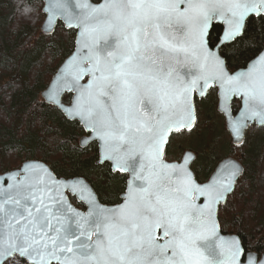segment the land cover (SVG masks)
Returning <instances> with one entry per match:
<instances>
[{
	"label": "snow or ice",
	"instance_id": "obj_1",
	"mask_svg": "<svg viewBox=\"0 0 264 264\" xmlns=\"http://www.w3.org/2000/svg\"><path fill=\"white\" fill-rule=\"evenodd\" d=\"M77 7L74 13L66 0H47L43 8L48 24L61 16L68 27L78 26L87 49L57 81L67 87L64 76L72 75L75 87L68 90L78 95L69 113L102 142L103 159L133 179L117 208L104 209L89 194L88 216L67 203L63 182L47 169L25 165L8 175L7 187L0 179V264L17 256L27 264H240L238 243L224 255L207 242L217 232L218 206L234 192L239 165L228 161L202 185L182 165L165 163L163 151L169 133L195 123L198 86L201 96L219 83L226 97L243 98L241 117L232 122L238 142L247 122L264 125V52L247 71L230 74L206 46L214 20L228 25L220 45L232 43L249 15H264V0H104L96 6L81 0ZM85 75L91 79L79 84ZM60 91L54 83L47 99L59 103ZM248 264H255L252 257Z\"/></svg>",
	"mask_w": 264,
	"mask_h": 264
},
{
	"label": "trees",
	"instance_id": "obj_2",
	"mask_svg": "<svg viewBox=\"0 0 264 264\" xmlns=\"http://www.w3.org/2000/svg\"><path fill=\"white\" fill-rule=\"evenodd\" d=\"M95 1V0H91ZM31 8L25 14L23 7ZM40 0H0V173L19 167L25 160L45 163L57 178L83 177L101 203L118 201L124 174L112 173L108 163L98 164L94 143L79 147L84 134L76 121L67 120L47 105L40 93L57 66L72 51L74 30L58 23L52 35H44ZM264 16L249 17L243 34L223 45L220 53L230 71L242 68L262 49ZM220 26L213 24L208 36L216 44ZM196 125L190 132L172 134L170 153L184 149L197 154V170L232 150L223 119L214 111H196ZM244 173L225 205L218 209L222 233L237 235L245 251H264V129L253 128L242 146ZM70 201L82 208L73 197ZM7 264H27L15 258Z\"/></svg>",
	"mask_w": 264,
	"mask_h": 264
},
{
	"label": "water",
	"instance_id": "obj_3",
	"mask_svg": "<svg viewBox=\"0 0 264 264\" xmlns=\"http://www.w3.org/2000/svg\"><path fill=\"white\" fill-rule=\"evenodd\" d=\"M40 1L43 3L42 8H41V12L44 15V19H43V22L41 24L40 30H41V32L44 35H47V36L52 35L53 32H54V30H55L56 25L59 22L63 24V26H64L65 29H67V30H74L75 31L74 46H73V49H72L71 53L66 58H64L63 61L58 65V67L56 68L54 74L52 75V77H51L48 85L40 93L41 98L43 99V101L46 104L51 105V106L57 108L61 112V114L67 120H69V121H76L82 127L83 131L86 134H88V135L87 136H83V137H81L79 139V141H78L79 147L82 148V147H85L86 145H88V144H90L92 142H95L96 145H97V149H98V160H97V163L98 164H103V163L107 162L109 164V166H110V170H111L112 173H120V174L127 175L126 184H125V188H124L123 193L120 195L121 202L118 203V204H115V205H106V204H102L99 201V199L97 197V194L95 193L94 189L91 187V185L89 184V182H87L83 177H73V178H62L61 177V178H57L56 175L52 172V170L45 163H43L41 161H38V160H26V161H24L20 165L19 168L15 169V170H12V171H8V172H5V173L0 174V179H2V181H3V186L4 187H7L8 183L10 182L9 179H8V175L9 174H12V173L16 172L17 170L22 169L25 165H31V166L36 167L37 169H41V168L47 169L48 173L50 174V176H51V178L53 180L59 181V182H63L60 185V187L63 189V195L66 197L67 203L70 204L71 207L75 211L79 212L83 216H88V213L90 211V204L88 203L89 194H91V197L94 198L95 202L99 206H101L102 208H104V209H114V208H117V207L123 205L124 202H125V196L128 193V191H129V182L132 181V179H133L132 173L130 171H121L119 169H115L114 168L113 161H111V160H104L103 159V146H102V142L98 138L95 137V134L90 129H86L85 128L83 122L79 119V117H74V116H72L69 113L68 110H70L73 107L74 102H75V98L78 95V93L75 90H71V91L68 90V88H73L74 89V87H75V85L73 84V77H72V75L71 74H67V75L64 76V80H66L68 82L67 87L64 86V82L63 81H57V77L60 76L64 72V69L68 66L69 62L71 61V59L74 56H76L78 53L79 54H86L87 53V49L83 47V38L80 36L81 29L78 26H75V25L72 26V27H68L66 20L63 17H61V16H58L51 24H48L47 23V14L43 11V8H44L45 4L47 3V0H40ZM80 2H81V0H66L67 6L74 13L80 11V9L77 7V4L80 3ZM87 2L89 4H91V5L96 6V5L102 4L104 2V0H100L98 3H94L91 0H87ZM181 7H183V5H181ZM261 16H264V15H261ZM249 17H257V15L251 14V15H249ZM249 17H247L246 20ZM213 24H216V25H220L221 26V33H220V36L218 38V41H217L216 45L213 48H211L209 46V43H208V36H209L210 30H211V27H212ZM227 27H228V25L224 22V20H222V19H216V20H214L212 22V24L209 27V29L207 31V34H206V46H207V48H209L213 52H215L223 61H224V59L219 54V49L223 46V45H220V40H221V37L223 36L225 30L227 29ZM218 45H220V46L218 47ZM225 45H227V44H225ZM261 52H264V42H263V47H262L261 51L254 58H252L250 61H248V63L245 65V67L239 68L237 70H234L233 72H229L228 69H227V67H226L225 61H224V66H225L226 70L230 74H235V73L240 72V71H247L248 68H249V66H250V64L255 60V58ZM84 66L87 67L88 65L85 64ZM184 71H185L184 68H181L180 69L181 76L184 75ZM90 79H91L90 76L85 75V76H83V78L78 83L81 84V85L87 84V82ZM54 83H55V86L56 87L62 89V91H60V93H59V96L57 97L59 103H56V102H53V101L47 99L48 93L53 88ZM202 84H203V82L201 81L200 82V85H202ZM212 88H215L216 89V94H217L218 99H219L218 111L221 112L224 115V118H225V128H226L227 132L229 133V135L231 137V142H232V144L234 146H240V145L243 144L245 131L252 124H254L257 127H264V125H261V124H259L256 121H249V122H247V127L244 128V129H242V135H241V138H240V140L238 142L237 141V138H236V136H235V134H234V132L232 130V122L234 120L239 119L241 117V113L244 110L243 98L241 96H239V95H233L236 98H241V103L242 104H241V107H240L239 111L237 112V114L234 115V116H230L227 113V108H228V105H229V101H230V99L233 96L226 97L225 96V93H224V90L221 89V86H220L219 83H213L209 87H207L206 89H204V95H206L207 92L210 89H212ZM64 94H71V98H70V103L69 104H63L62 103L61 99H62V96ZM195 96L198 97V98L199 97H202L200 95V87L199 86L192 93V103H193V105H194V97ZM194 110H195V107H194ZM195 117H196V113H195ZM195 122H196V119H195ZM194 125H195V123L193 124L191 130L193 129ZM183 130L184 131H190L188 129H181L178 132H181ZM173 133H177V131H172L171 133H169V135L167 137V142L164 145V151H165L166 144L168 143L169 137ZM85 139L87 140V142H85ZM164 151H163V160H164L165 163L171 164V165H182L183 167H185L191 173L192 178L195 180L194 175H193V172L189 168L190 162L194 159L193 153H191L189 151H186L182 155V158H181V160L179 162H168V161H166L164 159ZM186 160H187V163H185ZM228 161L235 162L237 165H239V167L242 170L241 171V175L243 174L244 169H243L242 165L238 161H236V160H234L232 158H225V159H223L222 161H220L217 164L215 170L210 175L209 179L206 182L202 183V185L209 183L216 176L218 170H220L223 166H225ZM23 175H24V173L21 172L20 173V176L22 177ZM239 177L237 178V180L239 179ZM195 182L198 183L196 180H195ZM137 183H139V182H137ZM73 184L76 185V192L75 193L72 191ZM198 184H200V183H198ZM81 186H83V187H85L87 189V191L83 192V194H81V192H80V187ZM231 194H229V196ZM69 196L75 198V200L78 203H81L84 206V209L81 210L79 208H76L70 202ZM203 203H204V198L203 197H200V198H198V199L195 200V204H196L197 207L202 206ZM224 204H225V202H222L219 206H223ZM217 213H218V211H217ZM217 213H216L217 232H216V234L214 236H210L208 238V241L207 242L210 243V244L218 245L217 251L218 252H221L224 255H226L227 252L231 248H233L236 243H238L239 246H240V248L242 249V255L239 258L240 264H248V258L249 257H252L254 259L255 264H262V262H264V254L259 259H257L256 255L254 253H252V252H249V253L248 252L247 253L244 252V248H243V246L241 244V241H240V239H239V237L237 235H234V234H224V233L221 232L220 227H219V223H218ZM162 231H163L162 229H158L157 230V233H156L159 243H163ZM96 238H97V235L95 233H93L92 234V241H95ZM170 254L171 253H170V250H169V255ZM20 259H22V258H20ZM22 260H24V259H22Z\"/></svg>",
	"mask_w": 264,
	"mask_h": 264
},
{
	"label": "flooded vegetation",
	"instance_id": "obj_4",
	"mask_svg": "<svg viewBox=\"0 0 264 264\" xmlns=\"http://www.w3.org/2000/svg\"><path fill=\"white\" fill-rule=\"evenodd\" d=\"M100 0H95L93 1L94 3H98ZM220 26V25H219ZM221 28V26H220ZM220 33H221V29L219 31V34H218V38L220 36ZM218 41V40H217ZM217 43V42H216ZM216 45V44H215ZM215 45H213L211 48H213ZM219 53H220V49H219ZM221 55V53H220ZM222 56V55H221ZM223 57V56H222ZM70 98H71V94H65L62 96V103L63 104H69L70 103ZM218 104H219V99H218V96L216 94V90L215 89H211L206 95L202 96V97H194V106H195V111H197V108L199 110H206V108H210L211 110L214 109V111L223 119V126L225 128V118H224V115L218 111ZM241 98H236V97H232L229 101V105H228V108H227V113L230 115V116H234L237 114V112L239 111L240 107H241ZM48 105V104H47ZM50 106V105H49ZM196 125V124H195ZM194 125V127H195ZM253 128H261V129H264V127H257L255 126L254 124H252L251 126H249L247 128V130L245 131V135H244V140H243V144L245 142V138H247V134H249L251 132V129ZM226 130V128H225ZM227 132V131H226ZM228 133V132H227ZM88 134L84 133L81 137L83 136H87ZM228 136H229V139H230V143H231V146H232V150L233 152H231L230 154L228 155H225V156H222L221 158L219 159H216L214 160V162L212 164L209 165V167L206 168V170L204 169L205 166H200L197 170V166H196V161H197V154H195L194 151L190 150V149H184L181 153V155L178 154V152H176L175 154H171L170 153V145H169V140H168V143L166 144V147H165V151H164V159L168 162H179L182 158V155L184 154V152L186 151H189L191 153H193L194 155V159L190 162V165H189V168L190 170L193 172V175H194V178L195 180L202 184L204 182H206L210 175L213 173V171L215 170L217 164L222 161L223 159L225 158H232L236 161H238L243 169H244V166H243V163H242V160H241V154L239 152H237V150H235L237 147H240V146H234L231 142V137L228 133ZM95 144V148H96V151H97V156H98V149H97V145L95 142H92ZM88 145L85 146L88 147ZM84 148V147H82ZM107 163V162H106ZM110 167V166H109ZM17 168V167H16ZM244 173V172H243ZM243 175V174H242ZM241 175V176H242ZM240 176V177H241ZM239 177V178H240ZM126 176H125V181H124V188H125V184H126ZM238 181V180H237ZM236 186V185H235ZM124 188H123V191H124ZM235 189V188H234ZM120 192L118 194V201L110 204V205H115V204H118L121 202V199H120V195L123 193ZM81 209V208H80ZM240 239V238H239ZM241 241V240H240ZM249 253V252H252L256 255L257 259H259L263 254H264V251H261V252H257V251H246V253Z\"/></svg>",
	"mask_w": 264,
	"mask_h": 264
}]
</instances>
